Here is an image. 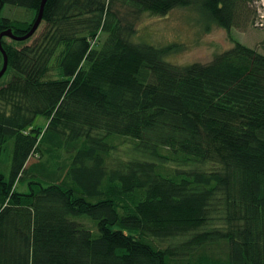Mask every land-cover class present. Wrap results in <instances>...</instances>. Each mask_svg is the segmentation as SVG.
<instances>
[{
    "label": "trees",
    "instance_id": "1",
    "mask_svg": "<svg viewBox=\"0 0 264 264\" xmlns=\"http://www.w3.org/2000/svg\"><path fill=\"white\" fill-rule=\"evenodd\" d=\"M42 1L0 0V35ZM261 1L48 0L1 39L0 264H264V55L133 40L178 8L264 28Z\"/></svg>",
    "mask_w": 264,
    "mask_h": 264
},
{
    "label": "rangeland",
    "instance_id": "2",
    "mask_svg": "<svg viewBox=\"0 0 264 264\" xmlns=\"http://www.w3.org/2000/svg\"><path fill=\"white\" fill-rule=\"evenodd\" d=\"M27 15L29 13L23 8L5 6L1 17L26 20ZM137 30L133 37L135 42L148 43L157 48L172 44L182 45L180 50L165 57L168 63L181 67L194 63H210L215 55L232 48L234 42L256 49L264 55V28L254 27V23L249 21L241 28L226 30L212 25L206 30L202 17L197 11L189 8L175 9L166 16L145 13L137 24ZM7 41L13 44L12 41L15 40L7 38ZM52 77H57V71H53ZM47 125L48 122L43 117L36 121V126L46 128ZM7 145L12 150L13 141ZM4 160L8 162L9 155H4ZM1 170L4 172L3 168ZM84 223L94 229L92 223Z\"/></svg>",
    "mask_w": 264,
    "mask_h": 264
},
{
    "label": "water",
    "instance_id": "3",
    "mask_svg": "<svg viewBox=\"0 0 264 264\" xmlns=\"http://www.w3.org/2000/svg\"><path fill=\"white\" fill-rule=\"evenodd\" d=\"M47 1L48 0H43L42 1L40 12H39V14L37 16V19H36L33 27L29 31V33H27L26 35H24L22 37H17V36H15L12 33V31H6V32H4V33H2L0 35V51L2 52V54L4 56V65H3V69L0 71V80L4 76V74H5V72L7 71V68H8V56H7L6 52L4 51V49L2 47L1 39L3 37H8V38H11L12 40H15V41H26L29 38H31L34 35V33L36 32V30L38 29V27L40 26V24H41V21L43 19L44 6L47 3Z\"/></svg>",
    "mask_w": 264,
    "mask_h": 264
},
{
    "label": "built area",
    "instance_id": "4",
    "mask_svg": "<svg viewBox=\"0 0 264 264\" xmlns=\"http://www.w3.org/2000/svg\"><path fill=\"white\" fill-rule=\"evenodd\" d=\"M261 9L259 10V20H258V25L261 27L262 24L264 23V0L261 1Z\"/></svg>",
    "mask_w": 264,
    "mask_h": 264
},
{
    "label": "bare ground",
    "instance_id": "5",
    "mask_svg": "<svg viewBox=\"0 0 264 264\" xmlns=\"http://www.w3.org/2000/svg\"><path fill=\"white\" fill-rule=\"evenodd\" d=\"M22 42V41H21Z\"/></svg>",
    "mask_w": 264,
    "mask_h": 264
}]
</instances>
